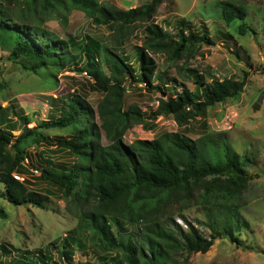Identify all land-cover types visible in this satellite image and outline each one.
Wrapping results in <instances>:
<instances>
[{
	"label": "trees",
	"instance_id": "obj_1",
	"mask_svg": "<svg viewBox=\"0 0 264 264\" xmlns=\"http://www.w3.org/2000/svg\"><path fill=\"white\" fill-rule=\"evenodd\" d=\"M23 1L27 16L15 5L19 6L20 0H0V48L9 50L7 57L14 59L23 55L32 59L31 70H38L48 62L58 67L73 64L77 70L87 71L94 80L93 88L100 89L104 95L96 108L100 124L93 119L95 114L91 106L77 96L70 98L66 110L52 119L37 122L33 127H27L30 120L27 115L21 110L15 112L19 116L17 118L23 121L20 133L15 135L7 126L0 127V181L3 184L0 196L15 205L30 203L45 209V197L37 191L26 189L23 181L13 173L25 157L26 142L54 145L38 131L40 128L70 127L71 135L59 139L55 145L68 150L79 163L61 171L44 168L40 177L57 185L64 195L80 205H85L88 198L93 200L92 207L78 213L81 228L89 232L93 240L114 252L113 255L100 257V263L96 264H177L171 253H205L217 236H227L240 246L242 243L238 234L248 228L249 223L237 215V199L251 178L244 168L251 158L235 152L225 138L222 139V146L213 150L208 133L192 139L176 130L164 132L150 140L136 139L130 144L125 143L122 136L133 124H143L160 114H173L179 126L186 125L202 115L208 107L228 98H236L246 84L247 72L241 79L213 78L210 82H204L202 76L196 74V88L182 87L178 94L161 99L160 106L149 113L135 103L124 108L125 87L121 84L126 75L131 81L137 77L123 56L107 47L102 48L93 39L85 43L61 40L40 27V23L25 21L20 25L19 22L23 18L30 21L29 15L33 17L39 7L48 12L57 11L55 14L58 17H64L70 10L80 9L92 18L96 26L110 22L124 24L139 19L150 20L161 0H146L142 6L129 9L105 5L98 0H40L41 4L39 0ZM246 13L241 4L228 0L220 3V14L227 24L236 19L243 20ZM63 21L66 23L65 17ZM245 25L242 21L239 32L246 31ZM180 29L175 39L160 25L148 23L144 48L137 54L141 76L149 83L148 89L160 90L163 95L167 92L152 83L157 66L147 50H167L171 58H177L182 51L190 54L196 44L213 43L205 32L190 31L186 34ZM70 45L80 50L77 57L69 53ZM101 49L109 56L110 75L107 77L96 70V56L100 55ZM80 56L85 60L82 67L78 63ZM262 94L264 98V91ZM8 108L0 107L4 111H8ZM101 129L105 133L106 144L102 141ZM195 190H198V199L208 208L209 237L204 236L183 215L180 216L188 225L187 230L168 215L165 220H159L169 202L175 198L179 202L188 200ZM173 196L175 198L171 200ZM220 207L230 209L232 213L226 211L227 214L222 216L219 211L216 214L212 212V209ZM169 220L173 224L170 225ZM123 222L141 227L134 235L123 234ZM113 226L118 229L113 231ZM0 249L3 254L9 252L4 243ZM24 253L31 255L11 257L9 264L46 262L43 252L32 254L25 250Z\"/></svg>",
	"mask_w": 264,
	"mask_h": 264
},
{
	"label": "rangeland",
	"instance_id": "obj_2",
	"mask_svg": "<svg viewBox=\"0 0 264 264\" xmlns=\"http://www.w3.org/2000/svg\"><path fill=\"white\" fill-rule=\"evenodd\" d=\"M221 1L225 0H161L150 20L139 19L124 24L110 22L97 26L80 9L67 12L65 23L63 16L55 14L57 11L48 12L39 7L33 17L29 15L30 21L23 18L19 22L20 25L25 21L40 23V27L61 40L85 43L93 39L102 48L107 47L123 56L137 77L131 81L126 75L121 84L125 87L124 108L135 103L146 113L157 109L161 99L166 96L178 94L182 87L196 88V74L201 75L204 82H210L213 78L241 79L247 72L246 84L236 98H228L208 107L202 115L186 125L179 126L173 114H160L143 124H133L122 136L123 141L130 144L136 139L150 140L164 132L176 130L192 139L208 133L213 150L221 147L225 138L235 152L251 158V162L244 166L251 178L237 199V215L249 223L248 228L238 234L242 244L238 246L227 236H217L205 253H171L177 264H264V0H228L241 4L247 12L243 20L236 19L229 24L221 17ZM20 2L19 6L14 2L12 4L25 13V1ZM98 2L129 9L142 6L146 0ZM242 21L246 24L244 33L238 30ZM150 22L160 25L175 39L182 28L186 34L190 31L205 32L213 41L212 44H196L190 54L182 51L177 58H171L167 50H147L157 66L152 83L167 92L165 95L160 90L148 89L149 83L141 76L137 58L140 49L144 48L145 27ZM69 53L77 57L81 52L78 47L70 45ZM8 54L9 50L0 48V107L9 106L8 111L0 109V127L7 126L17 135L23 128V121L17 118L19 116L15 112L21 110L30 119L27 127H33L37 122L52 119L66 110L73 96L85 99L94 111L93 119L100 124L96 108L104 93L93 88L94 80L87 71L77 70L73 64L58 67L49 62L38 70H31L32 59L23 55L11 59L7 57ZM96 57L97 73L103 77L109 76L108 54L101 49ZM79 58L78 63L82 67L85 60L82 56ZM38 131L54 145L26 142L25 157L14 173L20 176L26 189L37 191L45 197L46 208L41 209L30 203L15 205L0 196V246L4 243L9 251L3 254L0 249V262L9 264L11 257L20 254L30 256L24 253L29 250L32 254L43 252L45 264L100 263V257L113 255L114 252L93 240L89 232L83 231L78 214L92 207L93 200L88 198L85 205H80L64 195L57 185L40 177L44 168L61 171L79 163L68 150L55 145L59 139L69 137L72 130L63 127L40 128ZM101 133L102 141L106 144L103 129ZM1 191L3 184L0 181ZM196 191L185 201L179 202L173 196L171 200L175 199L164 207L161 215L164 219L159 220H165L168 215L187 230L188 225L180 216L183 215L204 236L209 237L208 208L198 199ZM217 211L222 216L227 214L226 211L232 213L227 208L212 209L215 214ZM168 223L173 224L170 220ZM121 227L123 234L134 235L141 226L123 222ZM112 228L113 231L118 229L117 226Z\"/></svg>",
	"mask_w": 264,
	"mask_h": 264
},
{
	"label": "clouds",
	"instance_id": "obj_3",
	"mask_svg": "<svg viewBox=\"0 0 264 264\" xmlns=\"http://www.w3.org/2000/svg\"><path fill=\"white\" fill-rule=\"evenodd\" d=\"M23 161V160H22ZM14 174V176L16 177V178H18L19 180H21L20 179V176H18V175H16L15 173H13Z\"/></svg>",
	"mask_w": 264,
	"mask_h": 264
}]
</instances>
